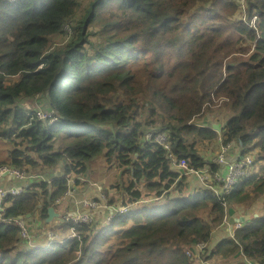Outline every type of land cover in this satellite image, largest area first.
Masks as SVG:
<instances>
[{"label": "trees", "instance_id": "trees-1", "mask_svg": "<svg viewBox=\"0 0 264 264\" xmlns=\"http://www.w3.org/2000/svg\"><path fill=\"white\" fill-rule=\"evenodd\" d=\"M237 9V0H0V138L14 144L0 165L46 179L7 195L4 217L38 210L40 219L28 243L0 222V264H192L187 247L209 239L224 209L209 189L178 178L166 151L145 141L149 130L197 169L220 171L203 151L219 136L239 155L254 152L251 174L225 198L256 202L260 215L204 258L242 253L239 264H264V0H246L245 19ZM39 108L56 121L27 114ZM217 110L226 114L220 131L207 118ZM99 156L123 170L126 183L111 187L124 204L147 201L96 230L100 211L75 227L79 238L47 244V230L69 228L45 227L66 177L84 184Z\"/></svg>", "mask_w": 264, "mask_h": 264}, {"label": "built area", "instance_id": "built-area-1", "mask_svg": "<svg viewBox=\"0 0 264 264\" xmlns=\"http://www.w3.org/2000/svg\"><path fill=\"white\" fill-rule=\"evenodd\" d=\"M237 14L240 12L239 17L245 19V9L246 0H237ZM255 21V17L252 18L251 23ZM31 117H36V119L47 120V123H53L56 121V116L52 109H36L33 113L28 112ZM145 141L153 142L161 146L166 151V156L170 161L171 166L175 171L178 172V178L182 176L193 177L191 180L196 181L201 186L206 187L213 191V193L219 198L223 209L224 217L223 221H227L230 229L239 228L241 226L240 222H235L233 227L230 226L228 221V202L226 201V196L232 191L233 187L237 184L241 177H248L251 174V166L253 163L254 152L248 151L240 156H236L233 159H228L226 153L230 148L231 143H224L221 136L218 137V148L216 155L208 158L207 160L210 164L224 167L225 172L222 173L219 170H211L209 166L197 169L189 166L188 162L184 158L176 159L174 156L169 139L167 135L160 131L149 130L144 134ZM73 176L66 177L65 185L66 188L62 197L56 201V205L59 206L58 210H54L57 213L56 217H53V225L56 227L60 224L67 225L69 228L66 233L62 234L57 230H47L45 239H47V244L49 243H64L71 238L78 237L75 231V227L78 225H85L90 223H95L98 213L104 211L100 222H96V230L100 227H105L110 225L112 220L117 214H123L127 212L132 205L121 204L118 201H111L108 199L107 195L102 191L101 185L95 182L87 180V185H84L79 177ZM9 180L11 184L6 188L3 187V181ZM46 180L44 175L30 172L25 168H16L8 166L7 164L0 165V212H3V207L7 206L6 197L7 195L13 196L18 195L24 189V187L32 182ZM86 179L84 178V181ZM94 186L91 191L89 188ZM83 187V188H82ZM79 189L88 190L89 193L84 192L83 194L79 192ZM95 194H91L94 193ZM133 203V207L136 203ZM0 213V222L4 224H11L13 226L19 227V235L21 238L25 239L27 243L31 240L32 235L28 232V227L34 226L36 220L39 218L38 210H34L30 214L29 218L16 216L7 218ZM222 221V222H223ZM232 236V234H231ZM79 238V237H78ZM233 238V237H232ZM208 242L198 241L189 246L185 253L190 258H197L201 253H204L207 248Z\"/></svg>", "mask_w": 264, "mask_h": 264}, {"label": "crops", "instance_id": "crops-1", "mask_svg": "<svg viewBox=\"0 0 264 264\" xmlns=\"http://www.w3.org/2000/svg\"><path fill=\"white\" fill-rule=\"evenodd\" d=\"M253 18V17H252ZM217 148H218V146H217ZM239 152H241L240 151V149L238 148V146L235 144V143H231V145H230V148L228 149V151H227V153H226V155H227V157H228V159H233V158H235L236 156H240L239 155ZM207 158H209V157H207ZM220 171L222 172V173H224L225 172V168L224 167H222V168H220ZM86 180L84 181V185H87V183L90 181V179H88L87 177H84ZM87 180H88V182H87ZM99 184L101 185V189H102V191H109V187H108V185L106 184V182H105V180H99ZM200 185V184H199ZM120 187V186H119ZM119 187H117V188H115L116 190H118V192L120 193V194H118V196H117V198L116 197H114L113 196V194H112V197L116 200V201H118L119 203H121L122 205L124 204V202H123V199H122V195H123V191H120V189H119ZM235 187V186H234ZM233 187V188H234ZM206 188V187H205ZM208 189V188H207ZM210 190V189H209ZM233 190V189H232ZM211 192H212V194L214 195V196H216L214 193H213V191L212 190H210ZM79 192L80 193H84V192H86V193H89V191L88 190H85V189H79ZM232 192V191H231ZM230 192V193H231ZM229 193V194H230ZM111 200V199H110ZM129 205H132V207L128 210V211H130L132 208H133V203H129ZM127 211V212H128ZM56 212V211H55ZM126 212V213H127ZM253 213V214H252ZM125 214V213H124ZM260 215V213H259V211L258 210H255L250 204H243V203H236V204H230L229 206H228V221H229V224H230V226L231 227H233V224L235 223V222H240L241 223V226L240 227H242L243 226V224L245 223V222H247L248 220H250V219H252L253 217H258ZM29 216L30 215H27L26 217L27 218H29ZM54 217H56V216H54ZM52 221V220H51ZM223 221V220H222ZM52 223H53V221H52ZM97 223H101V222H97ZM225 223H227V221H223L222 223H221V225H219V226H217V227H215L213 230H212V233H210V236H209V239L207 240V242L209 243L208 244V246H207V248H206V250H205V252L204 253H206L207 251H208V249L209 248H211L210 247V245L211 246H214L218 241H220L222 238H230V239H232V240H234V241H236V239H235V235H234V231L236 230V229H238V228H235V229H230L229 228V226L227 225V224H225ZM54 224V223H53ZM239 227V228H240ZM231 234H232V236H231ZM233 237V238H232ZM213 241V242H212ZM188 248V247H187ZM204 253H201L200 255H199V257H197V258H191V261H198V260H200V258H201V255H203ZM211 259H213L214 260V263L213 264H239V263H241V262H247V260H246V258L244 257V255L242 254V253H239L238 255H236L235 257L233 256V257H229V258H225V259H220L219 257H217V256H215V257H213V258H211ZM205 261H208V262H210V260L209 259H207V260H205Z\"/></svg>", "mask_w": 264, "mask_h": 264}, {"label": "rangeland", "instance_id": "rangeland-1", "mask_svg": "<svg viewBox=\"0 0 264 264\" xmlns=\"http://www.w3.org/2000/svg\"><path fill=\"white\" fill-rule=\"evenodd\" d=\"M238 14L240 15V12L239 11H238ZM65 28H67V26H65ZM207 118H208L209 123H215V124L220 125V124H223V122L225 121L226 114L223 111L217 110L215 112H209L208 115H207ZM13 148H14V144L8 143V142H4L0 138V159L1 158H4L7 155V153L10 150H12ZM203 151H204V154L207 157L211 158L212 156L216 155L217 147H215V149H212V148H210V149H204ZM259 163L261 164L262 162H259ZM260 164H257L256 163L255 168L258 169ZM102 165H103L102 158L99 156L98 158H96V160L93 162V164L91 163V166L88 167V170H86L84 172V175L83 176H85L88 179H90L91 182H95L97 184H99V180H105L106 184L109 187V193L110 194H113V196L117 198L118 194H120V193L115 188H112L111 187V184H113L114 186H120V187H122V185H123L122 183L123 182L126 183V176L123 175V173H122L123 170L121 168H116V167L107 168V167H103ZM58 166H60V164ZM74 178L77 181V178L76 177H74ZM188 178H189V180H191L193 177H188ZM93 188H94V186H92L91 188H89V191H91V189H93ZM104 193L107 195V197H108L109 200L110 199L111 200L114 199L112 196L109 197L106 192H104ZM91 194H95V192L94 193H91ZM61 197H62V195L59 198H61ZM146 199H152V198H146ZM143 201H147V200H143ZM151 201H156V199H153ZM250 205L255 210H258V207H256L257 206V203L256 202L253 203V204H250ZM43 225H45V224L43 223ZM51 226H53V223H48V224L45 225L46 228H50ZM34 230H36V229H34ZM33 234H34V236H37L38 237V240H42L41 232L34 231ZM210 247H211V245H210ZM208 253H209V250L205 254L201 255L200 260L194 261V262L191 261V263L192 264H213L214 263V260L213 259H209L210 262L205 261L204 256L208 255Z\"/></svg>", "mask_w": 264, "mask_h": 264}, {"label": "water", "instance_id": "water-1", "mask_svg": "<svg viewBox=\"0 0 264 264\" xmlns=\"http://www.w3.org/2000/svg\"><path fill=\"white\" fill-rule=\"evenodd\" d=\"M212 128L216 131H220V126L218 124H213L212 125ZM54 216H57V213L54 211V209L52 207H49L48 208V216L46 218V222H49L51 221V219L54 217Z\"/></svg>", "mask_w": 264, "mask_h": 264}, {"label": "clouds", "instance_id": "clouds-1", "mask_svg": "<svg viewBox=\"0 0 264 264\" xmlns=\"http://www.w3.org/2000/svg\"><path fill=\"white\" fill-rule=\"evenodd\" d=\"M135 202H136V201H135ZM135 202H133V203H135ZM143 202H144L143 200H139V202L136 203L135 206H136V205H141ZM135 206H134V207H135ZM134 207H133V208H134ZM125 213H126V212H125ZM123 214H124V213H123ZM117 215H118V214H117ZM115 217H116V216H115Z\"/></svg>", "mask_w": 264, "mask_h": 264}]
</instances>
